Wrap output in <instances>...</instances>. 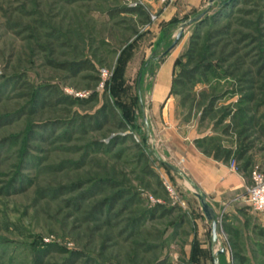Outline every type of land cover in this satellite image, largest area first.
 Instances as JSON below:
<instances>
[{
	"label": "rangeland",
	"instance_id": "1",
	"mask_svg": "<svg viewBox=\"0 0 264 264\" xmlns=\"http://www.w3.org/2000/svg\"><path fill=\"white\" fill-rule=\"evenodd\" d=\"M218 5L0 0V264H214L221 248L218 264H264V214L243 199L264 172V0ZM197 35L204 60L189 66L180 56ZM173 52L172 78L196 67L170 94L176 119L225 163L249 160L247 185L215 206V243L194 186L162 164L146 127ZM86 60L93 70L63 67ZM99 68L110 72L102 88ZM47 87L67 100L36 102Z\"/></svg>",
	"mask_w": 264,
	"mask_h": 264
},
{
	"label": "crops",
	"instance_id": "2",
	"mask_svg": "<svg viewBox=\"0 0 264 264\" xmlns=\"http://www.w3.org/2000/svg\"><path fill=\"white\" fill-rule=\"evenodd\" d=\"M152 9L159 8V0H144ZM186 4L198 5L201 0H181ZM177 53L169 54L161 62L154 76L150 96V114L146 127L153 139V146L171 166L179 169L194 187L205 196L211 208L239 194L247 185L241 172L230 171L228 164L203 153L195 140L203 134L194 128H185L175 117V102L170 95L172 68ZM158 139V140H157ZM158 141V145L156 142ZM177 166V167H176ZM213 200V203L209 200Z\"/></svg>",
	"mask_w": 264,
	"mask_h": 264
},
{
	"label": "trees",
	"instance_id": "3",
	"mask_svg": "<svg viewBox=\"0 0 264 264\" xmlns=\"http://www.w3.org/2000/svg\"><path fill=\"white\" fill-rule=\"evenodd\" d=\"M228 1L229 0H212L210 3L211 4L218 3L219 4L218 7H220L221 4H226ZM123 11L129 12V13H133L134 15L139 17V19H140L139 21H140L141 25H144L146 23V21L148 20L146 13L141 8H138V7H134V8L133 7H126V8L123 9ZM240 12H241V10H240ZM245 13H248V12H245ZM244 23L247 24L248 27H250L252 25V24L249 23V21H245ZM200 39L201 38L198 35L197 36H193V38H191V40H190V42L188 44V47H187L186 51L180 56L181 59H183V58L185 59L186 65L190 66V65L195 64V62L198 61V60L199 61H203L204 60V48H203L202 44L199 42ZM168 50L166 49L165 51L167 52ZM178 58H176L174 60V64L177 62ZM63 67L68 68L70 71H73V72L78 70V69H89V70L90 69H92V70L94 69L93 64L91 62L87 61V60L86 61L68 62V63H65L63 65ZM195 69H196V67H193V66L190 69H186V68L182 67V68H180V70L176 74L174 73L173 74L174 77L172 78V81H171V89H170L169 93L171 94L172 92H174L175 85H181L183 80L191 81L192 77H193V73L196 71ZM44 91L46 92L44 95L41 92H38L40 94V98L36 99L35 100L36 102L37 101H39V102L40 101H44L47 97H50V96L55 97L56 101H58V103H62V102L67 100L64 95L56 93L54 88H51V87L48 88L47 87V88L44 89ZM110 111H111L112 114L117 115L116 114L117 112H116V110L114 108H111ZM118 125H119L120 129H127L128 128V124L126 122H120L119 121ZM235 126L238 127V124L235 123ZM262 130H264V123L262 124ZM240 132H241V130L238 131V133H240ZM130 139L132 141H134L133 138H130ZM195 143H196V145L199 148L202 147L201 141L195 140ZM97 145L99 147V144H97ZM134 147H136L139 150L138 153H140V154H138V156H140V159L144 160V162H146L147 158H146L144 152L141 151L140 145L136 143ZM202 151L205 154L213 156L215 159L220 157L219 150H217V149H216V152H212V153H210L209 151H206L204 149H202ZM238 154L241 155V152H239ZM162 164L165 165L169 170H171L169 168L167 162H163L162 161ZM248 166H249V160L245 161L241 166H238L239 172H241L245 176V173H246V170L248 169ZM143 171L145 173H147L148 175L156 176V174L152 170H150L147 166H145ZM157 209H160L161 213L163 215L167 214L168 211H169L168 209H166L165 207H163L161 205L158 206ZM226 231L231 233V230H229V229H226ZM235 256L239 257V259L241 258L236 252H235ZM212 259H213V257H212Z\"/></svg>",
	"mask_w": 264,
	"mask_h": 264
},
{
	"label": "built area",
	"instance_id": "4",
	"mask_svg": "<svg viewBox=\"0 0 264 264\" xmlns=\"http://www.w3.org/2000/svg\"><path fill=\"white\" fill-rule=\"evenodd\" d=\"M139 4L143 5V0H137ZM175 0H159L161 5H169ZM150 20H155L154 15H150ZM146 27V26H145ZM100 76L99 87L102 88L105 84L106 78L110 77V72L105 68H99L98 70ZM228 167L232 172H239L238 164L236 160L232 159ZM165 189L171 194L172 190L169 184L163 182ZM246 205L254 212L264 214V172L258 169L252 171L250 176V184L246 188L245 194L243 196Z\"/></svg>",
	"mask_w": 264,
	"mask_h": 264
},
{
	"label": "water",
	"instance_id": "5",
	"mask_svg": "<svg viewBox=\"0 0 264 264\" xmlns=\"http://www.w3.org/2000/svg\"><path fill=\"white\" fill-rule=\"evenodd\" d=\"M212 0H209V2H211ZM193 20H188L186 22H184L181 27L179 32L175 35L174 41L171 44L170 48H173L176 43L179 41V39L181 38L182 34H183V27L186 24L191 23ZM169 168L176 174H179L182 177H185V175L177 168L171 166L170 164H168ZM186 179L188 180V178L186 177ZM195 188V195L196 197L199 199L200 202V206L203 212V215L205 217L206 220L211 222V240L213 243H215L217 241V222H216V216H215V212L214 210L211 208V206L207 203L205 196L199 191V189L197 187ZM223 253V249H219L215 252V255L213 257V263L214 264H218L217 262V256L218 254Z\"/></svg>",
	"mask_w": 264,
	"mask_h": 264
}]
</instances>
